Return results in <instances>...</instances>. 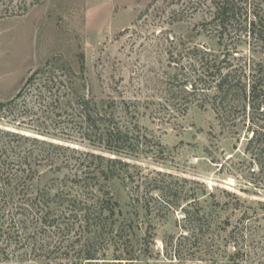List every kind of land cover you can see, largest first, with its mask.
<instances>
[{
	"label": "rangeland",
	"instance_id": "rangeland-1",
	"mask_svg": "<svg viewBox=\"0 0 264 264\" xmlns=\"http://www.w3.org/2000/svg\"><path fill=\"white\" fill-rule=\"evenodd\" d=\"M248 3L251 18L256 11L264 18V0ZM214 14L213 0H0V102L13 99L48 60L61 59L46 74L56 78L50 99L60 97L54 113L39 105L37 85L14 108L44 123L40 133L0 114V130L30 139L0 132V154L26 169L22 191L42 194L59 213L85 165H109L87 153L122 162L110 181L96 179L119 201L111 220L118 232L105 231L96 242L78 227L37 235L31 218L25 234H11L9 242L0 219L1 249L11 251L8 259L0 253V264H87L85 242L94 244L100 264H264V173L245 152L252 114L242 93L223 106L212 75L230 65L249 84L264 73V48L246 31L219 43ZM77 94L115 113L130 132L125 153L57 137L79 134ZM255 119L264 129V117Z\"/></svg>",
	"mask_w": 264,
	"mask_h": 264
},
{
	"label": "trees",
	"instance_id": "trees-1",
	"mask_svg": "<svg viewBox=\"0 0 264 264\" xmlns=\"http://www.w3.org/2000/svg\"><path fill=\"white\" fill-rule=\"evenodd\" d=\"M213 1L215 3L214 25L219 30V43L222 44L228 35L246 31L248 36L255 40L256 45H262L264 48V18L258 11L254 12L253 18H251V9L248 8V0ZM230 53L232 52L227 50V54ZM58 60L61 61L58 57H53L48 60L43 68L34 71L27 78L23 87L13 99L7 102H0V114L12 115V118L5 116L8 119L6 121L7 124L40 133L41 125H44V123L39 125L32 122L34 121L33 118L18 116L14 108L17 107L16 102L24 97L26 90L35 85L38 86L37 90L40 93V101L38 103L45 108V112L51 113L54 109L58 108V105L55 106L53 103L60 104V97L55 100H52L53 98L50 99L53 96V90L50 85H56V78L54 76H46L48 69L52 65H56ZM81 67H84V59L81 60ZM209 69L211 68L208 67ZM238 72L239 69L237 70V68L230 65L218 66L216 68L215 74L212 73L217 82L215 96L216 98H221L220 101L224 106L226 101L230 100V97L233 100L237 99L235 94H238V97L239 95L241 96V93L244 95L245 108L249 107L252 114L250 120L251 126L249 128L252 136L247 141L245 152L251 156L253 163L264 173V129L262 126L256 124L255 119L258 115L264 117V73L262 69H259L258 73L260 77L253 76V80L247 84L246 81L243 83L241 77L237 79L236 74ZM42 88L44 90L43 93L41 92ZM59 91L57 90V92ZM47 93H50V95L47 96ZM240 98L237 100L239 101ZM46 99H50L51 102H46ZM76 100L80 117L77 124L79 134L77 136L57 137L68 141H79L81 139L84 142H88L94 148L114 155L125 153V147L130 140V132L116 122L115 113L110 114L97 104L91 107L90 102L80 94L76 95ZM37 120H40V118H37ZM0 132H3V130H0ZM3 134L9 137L30 140L29 137L21 135L20 133L4 131ZM41 134L43 133L41 132ZM34 141L39 142L37 138H34ZM43 143L49 144L50 146L54 145L45 141ZM86 156L94 160H99L101 163L106 162L109 165L106 167L96 165L94 168L85 165L84 169L80 170L82 174L79 176L77 174L80 180L78 190L68 194L66 199L62 200L63 202L59 208V213H52L50 206L43 199L42 194L29 195L27 191H22L27 186L28 175L26 174V169H16V167L21 168L23 166L21 159L12 157L10 154H6V152L0 154V219H5L6 221L4 225L7 228L6 235H9V238L6 239L9 242L13 238L11 234H25L22 226L23 222L29 223V219L31 218L33 220L34 218L36 219L35 227L40 226L38 230H35L38 231L37 235L41 232H44L43 234L57 235L59 231H64L61 235H69L72 233V230L78 227L88 229V232L92 234L94 242H96L99 239L98 237L105 231H109L110 234L118 232L115 231L116 222L111 220L116 217V209L120 207L119 201L110 188H106L96 179L105 177V180L110 181L115 177L114 170L119 168L122 162L117 157L106 158L103 155L91 153H87ZM90 176L95 177V179ZM145 209L148 210L149 207L146 206ZM71 217L77 218L78 224H70L69 222L64 226L62 222H59L60 219H70ZM21 242L15 241L14 243L17 246ZM81 242L82 238L80 237L78 242L72 243V247H75L77 243V246H79ZM83 244V246L81 244L83 248L81 254L88 261L87 264H100L99 261L102 259L98 258L97 252H93L95 249L94 244H91V247L88 246L89 242ZM0 253L8 259L11 251L1 249L0 246ZM116 259L122 260L121 258ZM129 260H131L130 264H134L136 259L130 258Z\"/></svg>",
	"mask_w": 264,
	"mask_h": 264
}]
</instances>
